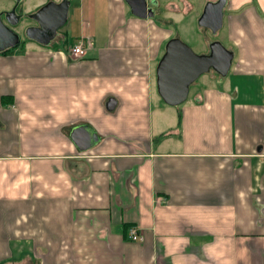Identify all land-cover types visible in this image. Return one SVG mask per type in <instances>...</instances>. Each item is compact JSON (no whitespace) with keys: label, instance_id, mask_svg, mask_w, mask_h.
<instances>
[{"label":"crops","instance_id":"0c3cea01","mask_svg":"<svg viewBox=\"0 0 264 264\" xmlns=\"http://www.w3.org/2000/svg\"><path fill=\"white\" fill-rule=\"evenodd\" d=\"M69 1L50 45L0 52V264H264V0H227L232 66L178 105L158 64L217 0Z\"/></svg>","mask_w":264,"mask_h":264},{"label":"water","instance_id":"95a60500","mask_svg":"<svg viewBox=\"0 0 264 264\" xmlns=\"http://www.w3.org/2000/svg\"><path fill=\"white\" fill-rule=\"evenodd\" d=\"M132 10L139 16L151 14L146 0H128ZM227 0L208 1L198 20L200 26L218 32L224 23V7ZM19 0L11 9L0 11V52L19 44L20 34L14 26L21 21L22 14L17 12ZM69 0H50L37 11L28 16L37 25L25 29L27 38L42 45H50L57 37L59 30L68 18ZM234 59V52L221 41L210 43L208 53H196L190 45L175 37L168 41L165 53L157 68L158 92L163 100L171 105L184 102L190 93L191 85L203 74L211 70L225 76L229 72Z\"/></svg>","mask_w":264,"mask_h":264},{"label":"rangeland","instance_id":"374dc122","mask_svg":"<svg viewBox=\"0 0 264 264\" xmlns=\"http://www.w3.org/2000/svg\"><path fill=\"white\" fill-rule=\"evenodd\" d=\"M11 3H15V1L13 0H0V8H2V6H6V4H11ZM8 6V5H7ZM5 10V9H3ZM8 10V9H7ZM33 13V12H31ZM34 21L28 18V15L25 14L24 17L21 19L20 23L16 26H14L15 30L20 34L21 36V41L22 40H27L28 38L25 35V29L26 27L33 25ZM195 27L189 28L188 26L184 25L182 27V32L180 34L181 38L184 39L190 46L191 48L196 52V53H204L205 51L209 50V45L208 40H215L216 38L219 39L221 38L223 31L224 30H220L218 31L217 34H215L214 32H212L209 29H203L204 31H199L197 29L196 24H194ZM175 27H177V25H174ZM174 27V28H175ZM196 28V29H195ZM63 29V27L61 28ZM199 31V32H197ZM177 32V31H176ZM60 35V31L58 32V36ZM57 36V37H58ZM206 36V37H205ZM199 38V40H198ZM29 40V39H28ZM209 73H213V70L209 71ZM205 73H203L198 79L197 81H195L191 87H194L195 85H197L198 83H200L203 80V75Z\"/></svg>","mask_w":264,"mask_h":264},{"label":"built area","instance_id":"2783aa9c","mask_svg":"<svg viewBox=\"0 0 264 264\" xmlns=\"http://www.w3.org/2000/svg\"><path fill=\"white\" fill-rule=\"evenodd\" d=\"M88 49V45H86L83 41L72 45L69 48V53L75 55L76 57H83L86 55ZM128 237L130 240H141V233L138 231L136 227H130L128 232Z\"/></svg>","mask_w":264,"mask_h":264},{"label":"trees","instance_id":"16d2710c","mask_svg":"<svg viewBox=\"0 0 264 264\" xmlns=\"http://www.w3.org/2000/svg\"><path fill=\"white\" fill-rule=\"evenodd\" d=\"M29 39V38H28ZM27 39V40H28ZM30 40V39H29ZM25 41H26V39L25 40H22V41H20L19 42V44H17L16 46H14V47H12V48H9V49H7V50H5V51H2V53H9V52H12V53H14V52H22V48L24 47V43H25ZM192 86V85H191Z\"/></svg>","mask_w":264,"mask_h":264},{"label":"flooded vegetation","instance_id":"af4514ba","mask_svg":"<svg viewBox=\"0 0 264 264\" xmlns=\"http://www.w3.org/2000/svg\"><path fill=\"white\" fill-rule=\"evenodd\" d=\"M16 4H17V1H16L15 5H16ZM15 5H14V6H15ZM14 6H13V7H14ZM13 7H12V8H13ZM17 12H18L19 14H22V18L24 17L25 14H27V15L29 14V13H25V12H24V10H23L22 7H21V3H20V1H19V3H18V6H17ZM22 18H21V19H22ZM28 18L31 19V20H33V19L30 18L29 16H28ZM33 21H34V24H33V25H37V24H38L35 20H33Z\"/></svg>","mask_w":264,"mask_h":264}]
</instances>
